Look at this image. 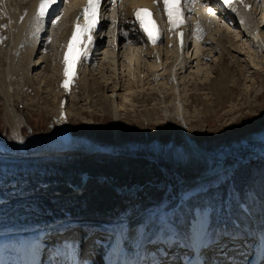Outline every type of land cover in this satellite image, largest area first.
<instances>
[{
	"label": "bare ground",
	"instance_id": "obj_1",
	"mask_svg": "<svg viewBox=\"0 0 264 264\" xmlns=\"http://www.w3.org/2000/svg\"><path fill=\"white\" fill-rule=\"evenodd\" d=\"M10 1L0 0V11L5 16V18L3 17L2 26L8 29L10 26L7 25L12 23L17 28L15 29L12 26L14 33L11 34L12 36L9 35V37H12V48H19L21 44L19 43L21 39L20 35H23L24 27L26 32L31 35V37L29 36L30 44L28 47L32 46V50L28 47L25 49L24 47L25 50L22 52L21 57H17L16 61H18L14 74L18 72L21 80L24 79L25 81L26 79L28 83L32 81L30 71L33 69V63L35 62H33V56L36 53L37 46L40 45L41 38L46 36H43L45 26L51 21L56 24L57 21L55 22V19H57V14L64 11L67 13L66 18H64L65 26L63 25L64 27H61L58 31V33H61L58 37V42L59 47L63 50H59L60 55V52H62L63 61L61 60V63L63 64L64 62L67 74L64 78L65 80L62 82L63 87L59 93L58 106H53L54 109H57V114L60 115L62 123V132L60 131L59 139L56 141L58 151L62 153L53 152V154L50 153V156H45L46 158L37 157L31 154L29 150L27 151V149L20 156L15 154L2 156L0 154V264H38L39 258L33 252V246L36 244L35 235L39 232L49 237L45 238L47 239L46 246L49 244L50 256L55 254L54 258L57 264H64L66 261L68 264H80L81 261L79 262V260L82 257L80 255V248L70 242H66V244L56 243L58 244L56 246L54 240H52V236H54L53 232L56 233V236H59L62 228H65L67 231L66 228L72 227L73 233L78 234L83 228H88L94 224L98 226L108 225L111 233L120 238L114 247V254L110 256L108 264H118L122 257L127 259V256L129 264H154V262L149 263V260L144 257L142 249V242L151 238V232H149L147 239H144L140 227L143 223V216L146 210L148 208L153 209L161 203L164 195H166L168 184H164L166 185L165 188L161 186L159 190L163 192H160L156 188L162 185L160 183H156L157 185H155L154 182H140L137 177L131 178V176H126L123 179V176L119 175L123 169L129 167L128 162L121 161L114 164L107 161L105 163L103 161H93L90 150L76 148L74 146V143L76 144L74 135L70 132V128H68L69 118L67 117V113L69 109L67 108V100L63 96H67L69 92H74L76 84L77 86H83L92 83V85L102 92L104 89L101 87L102 85L91 82L97 75L99 77L98 80H102L103 85L108 90H103L102 95L104 96H102L100 102L105 104L106 110H108L109 115L113 116L114 125L117 127L122 116V111L125 109L123 112L129 113L134 107V103L137 102L136 99L133 98L132 100L130 97H135L136 94H144L145 90H147L144 85L149 84V86H153L152 88L150 87L153 91H157L160 103H164V97H161V95L166 94L168 97V105L166 106L170 107L172 103L175 104L176 117L173 116L170 122L175 123L174 125L179 123L178 128L181 129L189 121L190 116L189 110L184 108V105L187 104V100H184L185 94L181 95V86L187 79L183 71L186 72L188 68L189 70L191 69V72L188 74L197 75L199 83L203 84L209 82L212 70L208 65L205 67L200 66L202 65L201 61L206 59L204 55V57H201L202 54H200L201 39L205 36V34L202 35L201 32L203 30L201 28H206L211 32L209 28L216 21L218 23L216 29L211 34L208 31L206 34L210 35L209 38L218 36V33L223 31L228 25L224 27L221 24L223 20L220 19V14L223 13L225 14L226 22L228 20L233 22L236 29H238L239 32L236 37L246 39L243 44L249 46L250 52L248 53L250 54L252 50L254 51L251 48L252 44L261 51L260 53H263L264 58V31L262 30L264 29V0H257L258 6H260L258 16H256V8L253 7V0H247L252 5H248L245 9L239 8L236 5V3L242 0H221V2L226 4L221 6L215 5L216 7H212L210 3L204 4V6H208L204 7L201 4L203 0H198L200 6L194 3L193 9H196L195 12L200 13L201 16L195 17L196 21L194 22L191 18V26L188 24L185 26L182 38L176 37L173 31L166 26L160 28L157 19V16H159L158 12H156L157 16L153 14V32L147 31V33H143L140 27L138 28V26L131 23L130 18L136 7L148 6L152 10V4L155 0H123L113 9L110 21L111 25H109L111 28V32L109 30V33H112L111 45L113 51L105 52L100 67L94 71L88 69L100 56V52L96 50V47H100V35L103 34L104 27L109 21L105 18L98 21L97 29L90 35L88 45L78 53L71 54L67 49V43L71 37L72 26L77 22V19H80L78 10L81 0H64L61 8L51 16H43L41 12H36L38 0H14L9 3ZM206 1L217 3L215 0ZM106 8L107 6L103 5V13H107ZM203 9H206L207 16L202 15L201 11ZM35 12L37 16H34ZM32 16L38 19L35 20ZM206 19H211L212 21ZM210 25L211 27H209ZM142 27L146 30L144 23ZM98 31L99 33H97ZM192 33L196 34H194V38L191 39L192 41L189 45L188 39ZM158 34L160 39H157L155 36H158ZM235 34H237V31ZM177 42H182V44L179 45ZM51 45L54 46V43L52 42ZM176 45L179 47L177 48ZM188 46L192 50L190 57H188V54H186L187 57L184 54ZM126 47L128 48L127 53L119 56L121 50L126 49ZM241 50H244V46ZM116 51L118 52V57L116 56ZM171 55H174L175 60L172 59L171 61ZM253 56L254 58L248 55L250 67L256 68L263 73L264 61H260L255 57L256 55ZM194 62L196 64L192 66ZM89 63L90 65H88ZM195 68L200 69L194 73L192 69ZM121 69L122 74L126 73L127 75H121L119 72ZM87 70L88 74H86ZM165 70H167L166 72L169 71V74L165 75V77L167 76V81H164L163 76ZM7 72V74L5 73L6 76L10 73L9 71ZM193 79L195 78L193 77ZM58 80L60 79L58 78ZM1 81H3V84L0 85V100L4 110V120L10 127L11 134L20 142L19 140L24 139L22 126L23 124H27V120L18 108V99L9 90L10 87L8 86L9 84L7 85L6 79ZM222 84L224 82H213L212 88H210L212 96L208 99L211 102L206 103L210 105L205 106L207 112L214 113L212 102L220 105V99L223 96ZM121 92L122 94H119ZM216 92L218 93L216 94ZM119 97L126 101L123 107L117 105L116 100ZM45 105L48 108L52 104L46 103ZM65 109L67 110L66 114H64ZM165 109L163 112L161 111L162 115L156 114L158 111L156 112L157 109H155L143 111V117H141L142 114L140 113V117L135 115V118L141 120L146 118L147 122L149 120V123L151 120L160 121L163 119L166 122L168 115L165 113ZM192 112L197 111L192 110ZM153 113L156 114L157 118H152ZM127 117L129 118L130 116L128 115ZM168 127L173 131V125H168ZM174 131L176 132V130ZM182 131H184V157L189 158L196 155L198 151L196 146L191 143V137L187 130ZM165 162L171 166H174L176 163L177 165H183L182 158L174 142L168 157L165 158ZM216 170L210 173H214ZM139 182L140 184H138ZM147 194L151 195L149 196L151 199L146 202L145 200L148 198L145 196ZM194 208L200 211L198 216H201V218L182 231V240L191 248L196 249L201 248V245L206 242L209 234L212 232V224L209 226L211 223L210 219L212 218L215 221L213 210H217L218 205H194ZM249 216L252 217V221L250 222L249 220L246 232H251L252 237L261 242L264 221H261L262 218L259 213L255 214L252 210ZM249 216L248 218H250ZM84 220L86 221L83 222ZM224 229L221 226L220 229H215V232H223L225 231ZM258 230L261 232L260 235L257 234ZM245 236L246 234H241L239 238L244 239ZM40 240L43 242V239ZM56 242H59V239ZM232 247L234 249L235 247L237 248V246ZM150 250H153V248L151 247ZM155 250L153 252H156ZM50 259L53 260L51 257Z\"/></svg>",
	"mask_w": 264,
	"mask_h": 264
},
{
	"label": "rangeland",
	"instance_id": "obj_2",
	"mask_svg": "<svg viewBox=\"0 0 264 264\" xmlns=\"http://www.w3.org/2000/svg\"><path fill=\"white\" fill-rule=\"evenodd\" d=\"M12 1L14 0L9 3ZM253 7L256 8V16H258L260 6H258L257 0H253ZM3 14L0 11V67L4 68H0V77H3L0 78V85L3 84L1 80L6 79L7 85L9 84L10 87L9 90L18 99V108L25 116L27 124L22 126L24 139L22 138L18 142L17 138L11 134L10 127L5 123L4 110L0 100V154L2 156L14 154L20 156L27 149L37 157L46 158L45 156H50L53 152L62 153L58 151L56 143L60 131L62 132V123L60 115L57 114V109H54L53 106H58L59 93L63 87L62 82L67 74L64 62L61 63L62 52H60V55L59 50H63L59 47L58 42V37L61 34L58 31L65 26L64 18H66L67 13L64 11L57 15L56 24L51 21L50 25L45 26L43 36H46L41 38L39 42L41 46H37L36 53L33 56V62H35L33 63V69L30 71L32 77L30 83L26 82V79L25 81L24 79L21 80L18 72L15 75L14 69L18 61L16 59L21 57L22 52L30 44L29 38L31 35L26 32L24 27L23 35H20L19 43L21 44L19 48H12V37H9V35L14 33L12 26L15 29L17 28L12 23L7 25L10 26L8 29L3 27V17L5 18ZM194 14L193 22L196 21ZM226 21L223 20L221 24L224 27L228 24L225 28L230 29L224 28L216 37L209 38L210 35L206 34L209 31L206 28L203 30L204 33L202 31L205 38L202 37L201 39L200 54H202L201 57L205 56L206 59L201 61L202 65L200 66L205 67L208 65L212 68L209 82L199 83L197 75L188 74L191 72L189 68L186 72L183 71L187 79L181 86V95L185 94L184 100H187V104L184 105V108L189 110L190 116L189 121L181 129L178 128L179 123L174 125L175 123L170 122L176 113L174 110V107L176 108L175 104L172 103L170 107L166 106L168 105L166 94L161 95V97H164V103H160L157 91H153L151 89L153 86L151 87L149 84L144 85L147 89L144 94H136L135 97H130L132 100L133 98L136 99L137 102L134 103V107L129 113L123 112L125 109L122 111L117 127L114 125L113 116L109 115L108 110H106L105 104L100 102L102 96H104L102 92L108 90L103 85L102 80H98L97 75L91 82L102 85L104 91H99L92 83L83 86H77L76 84L74 92H69L67 96H63L67 100V108L69 109L68 113L65 109L64 114L67 113L69 118L68 128L74 135L76 141L74 146L76 148L90 150L93 161H103V163L107 161L114 164L121 161L128 162L129 167L123 169L119 175L123 176V179L126 176H131V178L137 177L140 182H154L155 185L160 183L162 185L156 187L158 190L161 189V186L165 188V183L168 184L166 195H164L161 203L153 209L148 208L144 213L143 223L140 227L144 239H147L149 232H151L150 236H154L159 240L165 231L173 230L172 225L180 227L179 234L182 236L184 229H187L189 225H193L197 219L201 218V216H198L200 211L195 209L194 205H218V209L213 210L217 225L215 229L217 230L221 226L233 225L232 218L241 223L248 221L245 226L247 224L249 226V220L252 221V217L249 216L251 210L255 214L259 213L262 218L261 221H264V151H262L264 147V72L262 73L256 68L250 67L248 55L253 58V55H256L255 57L262 62L264 58L263 53H260L261 51L252 44L251 48L254 51L252 50V54H249V46L243 44L246 39L236 37L239 32L238 29H236L233 22ZM109 25H111L110 22H107L103 34L100 35L101 45L98 48L96 47V50L100 52V56L88 70L98 69L104 59L105 52L113 51L111 45L112 33H109V30L111 32ZM216 26H218V23L215 21L211 27L214 29L208 28L213 32ZM262 30L264 31V29ZM236 31L237 34H235ZM211 32L209 33L211 34ZM196 33H192L189 37V45ZM52 42L54 46L51 45ZM243 46L244 50H241ZM31 47L28 48L31 49ZM127 49L126 47V49L121 50L119 56L127 53ZM189 50L190 47L188 46L184 53L186 57V54H188V57L191 56L192 50ZM116 56L118 57L117 51ZM173 56L171 55V61L172 59L175 60ZM195 64L194 62L192 66ZM199 69L192 70L196 73V70ZM88 70L86 74H88ZM7 71L10 72L8 76H6ZM166 71L163 74L164 81H167L165 75L169 74V71ZM119 72L123 76L127 75L126 73L122 74V69ZM108 74L110 75L109 72ZM8 80L10 81L8 82ZM217 81L224 82L221 87L223 88V96L220 99V105L212 102L214 113L207 112L205 106L210 105L206 103L211 102L208 99L212 96L210 88H212L213 82ZM182 87H185V90ZM119 94H122V92ZM116 101L119 107H123L126 102L121 97ZM46 103L52 105L47 108ZM155 109H157L156 114L158 115H162L161 111L163 112L165 109V113L168 115L166 122L163 118L161 119L164 122L163 120H151L150 123L149 120L147 122L146 118L142 120L135 118V115L140 117L141 114V117H143V111ZM192 110L197 112H192ZM58 112L60 113V111ZM195 113L197 114L195 115ZM156 114L153 113L152 118H157ZM168 125H173V131L169 129ZM182 130H187L191 137V143L196 146L198 151L196 155L189 158L184 157V131ZM173 142L178 148L183 165H177L176 163L171 166L165 162ZM52 146L54 149H52ZM254 154H256L255 158L250 157ZM248 156L249 158L245 159ZM213 170L216 171L210 173ZM159 191L163 192L162 190ZM149 196L151 195L147 194L145 196L148 198L145 200L146 202L150 201ZM108 227L106 224L101 225L100 230L106 233L111 230ZM224 228L226 230L227 227ZM226 233H230V230H226ZM114 242L115 239L112 236L109 237L108 242H103L102 245L90 242L89 247L86 249L90 251L89 256L82 257L88 260L89 264H106L107 258L114 254L112 253L115 250ZM151 247L155 250L157 245ZM47 253V249L38 250V255L44 262H48L46 260ZM54 255L52 254L50 257L55 259ZM147 256L149 257L150 254Z\"/></svg>",
	"mask_w": 264,
	"mask_h": 264
},
{
	"label": "water",
	"instance_id": "obj_3",
	"mask_svg": "<svg viewBox=\"0 0 264 264\" xmlns=\"http://www.w3.org/2000/svg\"><path fill=\"white\" fill-rule=\"evenodd\" d=\"M262 151H264V147L262 148ZM256 154H257V153H256ZM256 154L251 155L250 157H255ZM248 158H249V156H248V157H245V159H248Z\"/></svg>",
	"mask_w": 264,
	"mask_h": 264
}]
</instances>
